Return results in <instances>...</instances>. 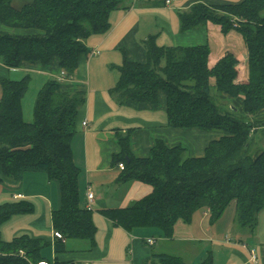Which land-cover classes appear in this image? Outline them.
<instances>
[{"label": "trees", "instance_id": "trees-1", "mask_svg": "<svg viewBox=\"0 0 264 264\" xmlns=\"http://www.w3.org/2000/svg\"><path fill=\"white\" fill-rule=\"evenodd\" d=\"M13 0H0V64L8 70L24 65L48 68L56 64L71 81L81 56L89 50L86 41L105 33L110 12L124 0H32L19 10ZM183 30L211 22L223 33L235 28L247 50L246 81L232 54L208 65L207 46L158 47L153 37L144 43L143 62L124 59L119 78L111 90L117 102L151 104L159 94L166 99L167 125L176 129L218 131L199 158L183 159L185 149L155 141L146 158L131 152L128 135H118L119 152L114 167L123 165L118 183L139 181L149 185L146 197L122 209L101 213L126 231L156 229L169 239L181 220L190 224L196 211L216 223L234 203V223L254 229L264 208V149L249 155L250 138L264 128V0H241L219 6L194 4L179 15ZM236 27H233V24ZM29 76L21 81L0 77V183L20 182L24 175L44 174L59 187L60 206L51 223L63 241L94 243L91 212L79 206V169L74 164L71 142L76 119L84 103L80 90L68 92L66 85L48 79L38 90L33 104V121L22 116V98ZM212 90L215 96L212 95ZM224 101L220 111L215 99ZM241 99L238 106L236 100ZM31 211V204L18 201L0 205V226L13 215ZM48 244L26 235L4 241L0 236V264H37ZM65 252L54 245V253ZM47 264H74L54 259ZM146 264H186L177 256L153 254ZM201 264H213L207 256Z\"/></svg>", "mask_w": 264, "mask_h": 264}, {"label": "crops", "instance_id": "crops-1", "mask_svg": "<svg viewBox=\"0 0 264 264\" xmlns=\"http://www.w3.org/2000/svg\"><path fill=\"white\" fill-rule=\"evenodd\" d=\"M31 1L13 0L12 7L19 10ZM240 1L171 0V4L165 5V0H124L121 7L110 12L108 30L86 41L88 55L80 57L75 77L64 82L66 91L80 90L84 93L71 150L74 164L79 169L80 208L86 206L87 192L93 195L90 211L95 227L93 246L81 240L60 239L65 252L54 253L58 240L53 237L55 230L51 214L60 206L59 187L55 181H49L39 173L26 174L20 182L5 180L0 183V205L18 201L31 204L29 213L13 215L1 224L0 229L12 230L8 239L2 236L0 230L1 239L10 241L26 235L46 242L48 245L41 252L42 262L46 264L54 259L74 264H146L153 254L177 256L186 264H194L195 260L201 264L207 256H211L215 264L214 247L219 248L217 253L224 252L221 264H264V236L257 233L250 238L237 235L239 239L222 241L214 230V225L222 217L210 224L209 215L204 211H196L190 224L178 220L169 239L160 237L156 229L126 231L101 213L103 210L125 208L151 192L149 185L139 181L118 183L120 169L112 163L113 155L119 152L116 143L118 135H128L131 152L138 158L148 157L157 140L174 147L181 146L178 142L180 138L186 139L189 158H199L211 141L222 136L218 131L170 128L163 93L159 94L154 105L118 103L111 92L119 78L118 68L124 59L143 62V43L148 37H153L155 44L163 48L207 46L210 67L221 56L232 54L242 71L238 81H246V45L235 28L223 33L220 26L207 22L200 27L183 30L179 22V15L194 4L219 6ZM225 42L228 45H224ZM18 70H28L49 79H56L59 74L56 64L48 68L24 65L17 70H8L0 64L1 76ZM240 103L241 99L236 100L238 106ZM263 117L264 112L257 116L259 119ZM83 121H86V127L81 126ZM259 131L264 135V128ZM261 218L264 219V208L258 215V219ZM150 238L154 239L151 246L145 243Z\"/></svg>", "mask_w": 264, "mask_h": 264}, {"label": "rangeland", "instance_id": "rangeland-1", "mask_svg": "<svg viewBox=\"0 0 264 264\" xmlns=\"http://www.w3.org/2000/svg\"><path fill=\"white\" fill-rule=\"evenodd\" d=\"M158 1H162V0H158ZM224 45H228V42H225ZM1 75L2 74L0 73V77H7L11 79L12 81H21L24 77L29 76V83L27 86V90L22 98L21 103H22L23 120L26 123H31L33 121V104L35 101L36 94L38 90L42 87L43 83H45L49 79V77L41 78L37 76L34 72H31L28 70H18L16 72L10 71L7 75H3V76ZM0 95H1V91H0ZM212 95L215 96L214 90H212ZM215 103L220 108L221 112L227 111L228 105H226L224 101H221L216 98ZM185 140H186L185 138H180L178 140L181 146L185 149L183 159L189 158L187 150H186ZM263 149H264V135H262L259 131L256 134L252 135V137L250 138L249 155L251 157H254L258 150L260 151ZM234 216H235L234 203H231L224 211L222 218L214 225V230L218 233V235H220L219 238H222V241L226 239H233V238L239 239L237 235L241 237L242 235H245V236H248V238H250L251 236H253V234L257 233L261 237L264 236V219L263 218L258 219L257 217V223H256L255 228L249 229V228H241L238 225H236L232 221ZM0 230L2 231V236L4 238L7 237L8 239L10 237L12 230L8 231L7 228L0 229ZM241 239L244 243H247L246 240H244L243 238ZM252 240L253 239L249 241H252ZM219 241H221V239ZM214 249H215V252H214L215 264H221V262L224 261V257H225L224 252L217 253L216 249H219V248L214 247ZM194 264H199V261L195 260Z\"/></svg>", "mask_w": 264, "mask_h": 264}, {"label": "built area", "instance_id": "built-area-1", "mask_svg": "<svg viewBox=\"0 0 264 264\" xmlns=\"http://www.w3.org/2000/svg\"><path fill=\"white\" fill-rule=\"evenodd\" d=\"M133 1H135V0H133ZM164 3H165V5H169V4H171V0H165ZM233 27H236V24H235V23L233 24ZM56 80H57L58 82H63V83L68 81V80L66 79L65 72H63V71H60V72H59L58 76L56 77ZM81 126H82V127H86V126H87L86 121L81 122ZM118 168H119L120 170H122V169H123V165H122V164H119V165H118ZM86 200H87V203H86L85 208H86L87 210L91 211V209H92L91 205H92V201H93V195H92V193L87 192V194H86ZM53 237H54L55 239H57V240L62 239L61 234H60L59 232H57V231H54V232H53ZM226 241H229V240H226ZM145 243H146L147 245L151 246V245L154 244V239H152V238L147 239V240L145 241ZM251 258H252V260L255 259V257H254L253 255H252ZM38 264H46V263H43V262H42V263H38Z\"/></svg>", "mask_w": 264, "mask_h": 264}]
</instances>
